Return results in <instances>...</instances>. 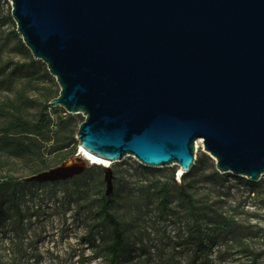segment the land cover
<instances>
[{"label": "water", "instance_id": "obj_1", "mask_svg": "<svg viewBox=\"0 0 264 264\" xmlns=\"http://www.w3.org/2000/svg\"><path fill=\"white\" fill-rule=\"evenodd\" d=\"M8 2L24 47L59 86L49 104L84 116L82 150L187 174L202 139L218 173L264 175V0ZM79 154L38 181L78 175Z\"/></svg>", "mask_w": 264, "mask_h": 264}, {"label": "rangeland", "instance_id": "obj_2", "mask_svg": "<svg viewBox=\"0 0 264 264\" xmlns=\"http://www.w3.org/2000/svg\"><path fill=\"white\" fill-rule=\"evenodd\" d=\"M10 14L8 0H0V130L13 117L34 123L44 104L49 124L38 138L0 133L5 211L0 264H105V230L96 226V214L97 199L107 191L114 195L111 212L125 237L117 264H264V184L250 193L236 176L218 173L203 145L194 146L197 169L183 179H177L175 166L144 169L133 156H125L107 166L109 189L107 170L80 157L77 163L84 164L78 175L38 181L39 174L79 151L76 134L84 116L49 104L59 86L41 61L20 49ZM5 181L25 184L16 195L22 223L9 197L14 185ZM163 183L170 190L166 212L154 193ZM181 191L192 196L198 216L190 214ZM195 218L203 232L202 248L195 238Z\"/></svg>", "mask_w": 264, "mask_h": 264}, {"label": "trees", "instance_id": "obj_3", "mask_svg": "<svg viewBox=\"0 0 264 264\" xmlns=\"http://www.w3.org/2000/svg\"><path fill=\"white\" fill-rule=\"evenodd\" d=\"M20 49L27 53L28 50L24 47V45L21 42V39L18 41ZM47 70V69H46ZM48 104H44L40 110L38 119L34 122H27L25 120L20 119L19 117H13L7 126L0 130L1 134H17V135H23V136H29L38 138L43 136L45 130L48 128L49 124V118L46 113ZM99 168H101L99 165H94ZM142 168H146L142 166ZM196 166H192L191 170L187 174H183L181 179L189 176L192 171L196 170ZM158 170V169H156ZM214 175H218L217 172L214 173ZM236 180L239 184L246 185L249 189L250 193H254L257 188L261 187L264 182H261L260 180L258 182H251L246 180L242 177H237ZM4 185H14L15 191L10 192V201L11 205L13 206L14 213L17 216L18 223H22L23 221V215L22 212L16 203V195L21 188L24 187V183L19 182L17 185L12 184L10 181H5L2 183ZM1 185V184H0ZM155 195L158 198L160 209L163 212H166L168 210V205L170 203V190L168 188V185L166 183H163L159 185L154 190ZM2 192L0 187V222L5 219V211L3 209L4 201H2ZM180 197L184 200L187 207L189 208L190 214L194 217L198 216L196 212L197 208L193 204L192 196L186 192L181 191ZM7 200V199H6ZM115 204L114 195H105L103 193L100 194L99 198L97 199V227L105 230V241L102 243V252H103V260L105 261V264H117L125 242L124 232L121 228L120 222L117 220L115 215L111 212V209L113 208ZM198 219L195 218V230L196 233H198L195 238L198 241V245H201V248L204 246L203 244V232L201 229V225L198 223ZM201 230V233H200Z\"/></svg>", "mask_w": 264, "mask_h": 264}, {"label": "bare ground", "instance_id": "obj_4", "mask_svg": "<svg viewBox=\"0 0 264 264\" xmlns=\"http://www.w3.org/2000/svg\"><path fill=\"white\" fill-rule=\"evenodd\" d=\"M199 145L201 146L202 145V141H201V139H198V140H196V142H195V147H196V149L199 147ZM79 157L80 158H82V160H85L86 162H88V163H90V164H100V165H104V166H108L109 164H111V163H109V162H107V161H105V160H102V159H100V158H97V157H95V156H93V155H90V154H88L87 152H85L84 150H82L81 148L79 149ZM69 163L71 164V165H73V164H76L74 161H69ZM83 163V162H82ZM176 167V169H177V179H181V177H182V175L183 174H181V169H180V167H179V165L178 164H176V163H174V164H172V165H170V167ZM181 174V175H180ZM179 175H180V177H179Z\"/></svg>", "mask_w": 264, "mask_h": 264}]
</instances>
